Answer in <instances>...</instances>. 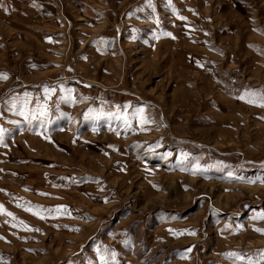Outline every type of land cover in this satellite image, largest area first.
Returning a JSON list of instances; mask_svg holds the SVG:
<instances>
[{"label":"rangeland","instance_id":"374dc122","mask_svg":"<svg viewBox=\"0 0 264 264\" xmlns=\"http://www.w3.org/2000/svg\"><path fill=\"white\" fill-rule=\"evenodd\" d=\"M0 77V264H264V0H0Z\"/></svg>","mask_w":264,"mask_h":264},{"label":"snow or ice","instance_id":"6c2138e0","mask_svg":"<svg viewBox=\"0 0 264 264\" xmlns=\"http://www.w3.org/2000/svg\"><path fill=\"white\" fill-rule=\"evenodd\" d=\"M181 19H185L184 17H181ZM0 78H4V77H0ZM259 95L257 94L256 91H253L252 93H250V99H248V103H254V104H257L258 106L260 107H264V89H261L259 90ZM241 99H243V97H241ZM142 111V110H141ZM45 113L42 112L41 115H44ZM143 120H142V124H143ZM2 132L3 130L0 129V135H2ZM46 195V194H45ZM2 206H0V211H2ZM25 210H30V209H25ZM49 211H52V210H49ZM55 211H60L59 208L55 209ZM34 215H39L38 213H33ZM7 215L11 216L12 213H7ZM43 218V217H41ZM261 218H264V217H261ZM36 231H38V229H35ZM258 231H262L264 232V230H258ZM230 256H234V257H237L238 259H241V254L239 253H230L229 254ZM260 256H261V260H264V250H260ZM248 264H253V261L249 260Z\"/></svg>","mask_w":264,"mask_h":264},{"label":"built area","instance_id":"2783aa9c","mask_svg":"<svg viewBox=\"0 0 264 264\" xmlns=\"http://www.w3.org/2000/svg\"><path fill=\"white\" fill-rule=\"evenodd\" d=\"M61 77L64 79V78H67V72L65 70L61 71Z\"/></svg>","mask_w":264,"mask_h":264}]
</instances>
